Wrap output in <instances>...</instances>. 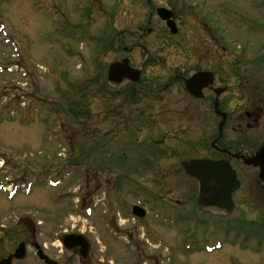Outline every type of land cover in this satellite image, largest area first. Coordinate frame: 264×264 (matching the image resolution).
<instances>
[{"label":"rangeland","instance_id":"rangeland-1","mask_svg":"<svg viewBox=\"0 0 264 264\" xmlns=\"http://www.w3.org/2000/svg\"><path fill=\"white\" fill-rule=\"evenodd\" d=\"M150 1L151 10L166 6L175 12L177 34L172 35L154 14L148 26L153 32L142 36L139 27H147L149 11L145 0H0V67L6 66L0 69V183L21 184L14 196L7 193L12 186L0 189V224L6 228L0 241L4 256L19 242L33 238L61 263L84 264L76 251H60L59 246L64 234L80 231L98 243L94 242L87 264H106L107 260L114 264H264V181L260 183L252 168L234 162L242 180L234 195V213L224 218L200 212L197 183L185 175L180 163L222 157L211 147L219 120L207 101L191 97L182 82L174 79L163 89L177 74L188 76L208 68L216 73L215 86L229 87L220 97L229 111L236 113L246 100L247 105L264 108V67L256 76L242 80L243 73L248 74L245 62L264 56V0ZM108 30L112 36L121 33L124 46L139 43L148 49L144 79L161 94L138 93L137 100L130 102L110 96L114 87L106 85V93L101 90L96 76L103 64L95 66L100 52L95 57L93 53L95 44L98 47L96 37L105 36ZM114 44L119 46L117 38ZM196 52L198 56L199 52L210 54L209 59H199ZM105 55L107 65L117 59L114 51ZM127 55L132 65L143 61L136 47ZM239 61L243 63L232 74V65ZM109 110H119L120 117L114 118ZM115 120L120 126H112ZM125 125L131 131L145 128L138 135L140 140L165 139L161 147L150 150L157 152L143 163L147 151L135 137L139 156L133 164L137 169L129 174L123 196L112 193L109 197L130 206L137 203L136 194L142 193L147 201L152 199L148 214L138 219L126 213L125 207L117 212V206L115 216L112 210L104 213L105 189L93 190L94 182L88 196L98 202L93 216L76 212L72 205L83 204L79 203L83 181L76 173L83 169L93 180L98 170L90 164L91 170L83 165L70 173L64 169L65 162L83 157L95 160L92 149L96 143L116 135ZM123 134L107 150L109 157L111 153L115 157L118 144L122 149L131 141L130 134ZM71 142L68 151L65 148ZM56 171L63 180L52 188L47 181L57 179ZM31 178L33 187L24 193L21 189ZM155 204L161 207L162 218L174 223L155 221ZM106 218L116 220L121 230L108 232ZM29 219L41 222V228L26 230L22 222ZM124 231L132 233L131 243H126ZM2 233L3 229L0 237ZM191 238L197 239L191 249L181 246L182 240ZM216 240L222 241V249L207 252L204 244ZM27 251L25 261L18 264H41L32 247ZM146 255L153 258L147 261ZM98 258L105 262L98 263Z\"/></svg>","mask_w":264,"mask_h":264},{"label":"water","instance_id":"water-1","mask_svg":"<svg viewBox=\"0 0 264 264\" xmlns=\"http://www.w3.org/2000/svg\"><path fill=\"white\" fill-rule=\"evenodd\" d=\"M158 16L166 21L170 27L172 33L177 32V25L173 20V14L166 8H159L157 10ZM140 73L132 69L129 66V61L124 60L123 63L115 62L109 67L108 79L111 82L120 83L124 78H130L132 80H139ZM187 90L195 95L202 96V89L208 87L213 83V74L210 72H200L194 74L192 77L184 80ZM225 89L215 90L219 95ZM215 109L218 114L223 116V121L220 123L219 129L222 131L225 123L226 114L218 111V102L215 103ZM247 164H253L259 166L261 171V177L264 176V145L259 149L256 155L252 158L246 159ZM185 173L195 179L199 184V196L198 206L207 211H213L217 213H225L229 215L233 212L235 204L233 202L232 194L239 187V181L237 174L228 161L221 160L215 161L211 159H192L189 161H183ZM139 216H143L144 213L139 211L135 212ZM64 244L68 248H76L77 246L83 247V254L87 256L88 248L85 243L84 237L76 238L68 236ZM37 246V245H36ZM38 255L40 259L45 260L48 264H58L56 261L50 260L39 246ZM26 256L25 243H21L16 250L14 257L17 259H23ZM12 256L7 260H11ZM5 262H2L3 264Z\"/></svg>","mask_w":264,"mask_h":264},{"label":"flooded vegetation","instance_id":"flooded-vegetation-1","mask_svg":"<svg viewBox=\"0 0 264 264\" xmlns=\"http://www.w3.org/2000/svg\"><path fill=\"white\" fill-rule=\"evenodd\" d=\"M146 6L148 7L149 11H148V23L150 18L152 17V15L156 14V10L157 8L154 7L152 10L150 9L152 7V3L150 0H146ZM146 27H141L140 26V31H144ZM148 32V31H146ZM143 34V33H142ZM144 35V34H143ZM138 48L140 50V55L143 58V63H141L140 65H133L134 67H139L142 69V77L144 75V70L145 67L143 66V64L146 62L145 60L148 59V49L137 43L135 46H132L130 48V50L128 51V48H124V52L119 56H116V60H122L125 57H129L127 55V52H131L133 51L134 48ZM210 56V54H208ZM207 55V53L198 56L197 57L200 59H209V56ZM131 59V63H133L132 61V57H129ZM208 68H203V70H207ZM99 73H101V71H99ZM179 76V75H178ZM178 76H176L178 78ZM100 80H101V74H100ZM131 86L133 85L131 82H128ZM143 84L138 85V87L140 86L142 89H145L146 86L145 84L147 83L146 81L142 82ZM174 80L172 79L169 83V85L173 84ZM215 83V82H214ZM221 84H219L220 86ZM213 87H217L215 86V84L213 85ZM166 88V87H165ZM150 89H148L149 91ZM154 91V90H153ZM158 94H161L160 90H156ZM204 97L200 101V102H204L207 101V103L210 104V102L213 100L214 101V97L215 94L213 92L212 88H208L204 90ZM248 100H246V102L244 103V105H241L240 108H238L236 113H233V111L229 112L228 114V118L226 121V128H225V133L222 134L221 139L218 140V144L220 142H222L223 147L226 150H228V152H225L224 155L227 157V159H229L231 162L232 161H237L240 163H243V159L242 158H235L233 156L234 153H239L241 155H245V156H252L257 150L258 148L264 143V131L262 130L263 127V123H264V108L261 104L258 105H252V104H248L247 105ZM225 105L223 101H221L220 103V108L222 109V111H225ZM117 112H112V115L116 114ZM163 141V139H161V142ZM103 142H97V148L99 149V147H102ZM102 149V148H101ZM123 157H112V158H95V160L91 159L92 163H84V164H79V165H85L87 169L91 170L90 168L87 167V165L93 164L94 165V169L97 168V174L94 175L95 179H91L92 176L89 175L87 176V181L85 182V185L83 187V202H85L84 205H86V202L89 200V195H90V188L92 186L91 182H94V187L93 190H97L98 188H104L105 190H112V193L115 194H123V190L125 189V185L128 186L129 183V174L131 173V169L129 168L130 165L128 164V160H124L122 159ZM87 160V159H84ZM127 166L126 171L123 172V166ZM248 167V166H247ZM122 171L123 173H118V171ZM255 171H258L257 168H253ZM99 173H101L102 175L100 176ZM97 177V178H96ZM89 181V182H88ZM263 183V182H260ZM87 186V187H86ZM262 190L264 191V187L262 188ZM117 204V203H116ZM121 207H125L126 210L128 211L130 206L132 207L134 204H131L129 206V203L127 202L126 205H124V203L122 202ZM116 221V220H115ZM113 221V226L117 229L118 228V224ZM26 225L30 226L32 225V222L30 221H26L25 222ZM125 234L129 235L130 237L133 238V235L131 232L129 231H124Z\"/></svg>","mask_w":264,"mask_h":264},{"label":"trees","instance_id":"trees-1","mask_svg":"<svg viewBox=\"0 0 264 264\" xmlns=\"http://www.w3.org/2000/svg\"><path fill=\"white\" fill-rule=\"evenodd\" d=\"M243 61H239L237 63H235L234 65H232L231 68H234L232 73L234 74L236 72V70H238L240 64H242ZM261 65H264V56L262 58H255V59H251L247 62H245V67L250 68V70H254L255 68H259ZM250 72V74H253V72ZM248 74V75H250ZM236 76V75H235ZM238 76V75H237ZM247 76V75H246ZM251 77H253V75H250ZM135 98V97H134Z\"/></svg>","mask_w":264,"mask_h":264},{"label":"bare ground","instance_id":"bare-ground-1","mask_svg":"<svg viewBox=\"0 0 264 264\" xmlns=\"http://www.w3.org/2000/svg\"><path fill=\"white\" fill-rule=\"evenodd\" d=\"M221 249H222V247H221ZM214 253H215V251L212 254H214Z\"/></svg>","mask_w":264,"mask_h":264}]
</instances>
